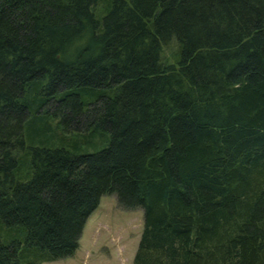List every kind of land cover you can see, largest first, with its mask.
Masks as SVG:
<instances>
[{"label": "trees", "instance_id": "trees-1", "mask_svg": "<svg viewBox=\"0 0 264 264\" xmlns=\"http://www.w3.org/2000/svg\"><path fill=\"white\" fill-rule=\"evenodd\" d=\"M103 196L132 264H264V0H0V264L71 258Z\"/></svg>", "mask_w": 264, "mask_h": 264}, {"label": "rangeland", "instance_id": "rangeland-1", "mask_svg": "<svg viewBox=\"0 0 264 264\" xmlns=\"http://www.w3.org/2000/svg\"><path fill=\"white\" fill-rule=\"evenodd\" d=\"M176 44L166 50L176 51ZM143 229L141 210L125 211L114 196H103L88 218L71 258L45 264H132Z\"/></svg>", "mask_w": 264, "mask_h": 264}]
</instances>
